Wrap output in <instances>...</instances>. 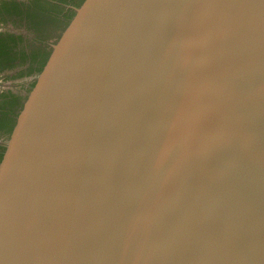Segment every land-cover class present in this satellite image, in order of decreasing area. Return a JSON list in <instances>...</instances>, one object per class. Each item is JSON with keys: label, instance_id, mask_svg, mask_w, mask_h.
Returning <instances> with one entry per match:
<instances>
[{"label": "water", "instance_id": "1", "mask_svg": "<svg viewBox=\"0 0 264 264\" xmlns=\"http://www.w3.org/2000/svg\"><path fill=\"white\" fill-rule=\"evenodd\" d=\"M0 120V264H264V0H71Z\"/></svg>", "mask_w": 264, "mask_h": 264}, {"label": "rangeland", "instance_id": "2", "mask_svg": "<svg viewBox=\"0 0 264 264\" xmlns=\"http://www.w3.org/2000/svg\"><path fill=\"white\" fill-rule=\"evenodd\" d=\"M32 1L0 0V34L5 36L10 35L16 38L21 37L28 56L33 55L39 49L41 41L47 39L51 34L53 35L58 27L57 20L60 18L62 7L60 4L52 3V1H57L62 4L63 1L71 0H49L50 6L47 7L50 10H47L44 19L34 17ZM11 3L22 4L21 10L24 15H27V11L32 12L29 15V22L15 14ZM6 10H11L12 14L7 13ZM49 12L51 15H49ZM14 52L13 55H10L12 58L17 54L16 47ZM6 60L7 56H4V58L0 57V68L7 64ZM28 63L27 61L23 64H14L12 67L4 68V70L0 71V120L11 108V98L16 96L20 91V83L27 76L26 68Z\"/></svg>", "mask_w": 264, "mask_h": 264}, {"label": "trees", "instance_id": "3", "mask_svg": "<svg viewBox=\"0 0 264 264\" xmlns=\"http://www.w3.org/2000/svg\"><path fill=\"white\" fill-rule=\"evenodd\" d=\"M63 2H65V1H63ZM11 4L13 5V10H15L14 11L15 14L18 16H21L25 20H28V22H29V15L32 12L27 11V15L26 14L24 15L23 11L21 10L22 4H14V3H11ZM32 5H33L32 8L34 10V17H36L38 19H44L46 17L45 13L47 12V10H50V8L47 7V6H50L48 0H33ZM6 12L12 14L11 10H6ZM49 15H51L50 12H49ZM19 42H21L20 37L16 38L14 36H10V35L5 36V35L0 34V57L4 58V56H7V60H6L7 65L5 67H1L0 71L4 70V68L12 67L15 64V61L18 60V58L16 56L17 54H15V56H13V58L10 55H13L15 53L14 52L15 47L17 46V44ZM22 55H23L22 58L19 59L20 64L27 62L32 57V55L28 56L26 54V51H24V52L22 51ZM0 129H1V127H0Z\"/></svg>", "mask_w": 264, "mask_h": 264}, {"label": "flooded vegetation", "instance_id": "4", "mask_svg": "<svg viewBox=\"0 0 264 264\" xmlns=\"http://www.w3.org/2000/svg\"><path fill=\"white\" fill-rule=\"evenodd\" d=\"M49 1V0H48ZM52 3H54V4H60V5H62L61 3H58L57 1H52ZM24 24V23H23ZM25 25V24H24ZM21 38V37H20ZM16 51L18 52L17 53V58H18V60L17 61H15V64H20V61H19V59H21L22 58V51L24 52L25 51V47H24V44H23V40L21 39V42H19L18 44H17V46H16ZM29 61V60H28ZM7 64H5V66H6ZM5 66H3V67H5Z\"/></svg>", "mask_w": 264, "mask_h": 264}]
</instances>
